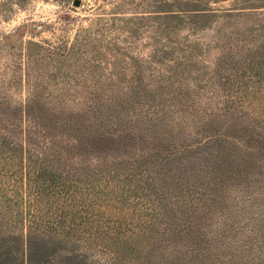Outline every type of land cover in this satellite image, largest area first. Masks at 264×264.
<instances>
[{
  "label": "rangeland",
  "instance_id": "1",
  "mask_svg": "<svg viewBox=\"0 0 264 264\" xmlns=\"http://www.w3.org/2000/svg\"><path fill=\"white\" fill-rule=\"evenodd\" d=\"M74 1L0 0V264H264V150L213 115L264 41V5ZM216 131L244 167L219 143L197 154ZM182 145L156 185L154 154ZM75 180L96 193L71 197ZM77 199L90 221L49 228Z\"/></svg>",
  "mask_w": 264,
  "mask_h": 264
},
{
  "label": "trees",
  "instance_id": "2",
  "mask_svg": "<svg viewBox=\"0 0 264 264\" xmlns=\"http://www.w3.org/2000/svg\"><path fill=\"white\" fill-rule=\"evenodd\" d=\"M249 1L250 0H248L247 2H249ZM249 3L251 4V2H249ZM254 3L256 5H264V0H255ZM258 8H262V7H258ZM258 8H238V9L242 10V11H239L241 13L244 11H246V13H253V11H256V9H258ZM260 30H264V28H260ZM258 36H260V35H258ZM229 57L231 59H234L231 56H229ZM242 61L243 62L240 63V67H241V69H240L241 75L240 76L245 77L246 79H244V81H239L237 83V85L233 82H231V84H229V86L225 92L234 94L236 96L235 99L229 98L228 100H223L222 103L218 104V110L214 109L215 112L213 115H214V117H217L220 120L222 119V124L224 125V126H222L223 128L234 127L235 130L240 129L241 131H244V132L252 131V132H250L251 134H253V133L255 134V132H257L256 133L257 145H255V146H257V152L260 153L264 150V117L261 119H256L253 116L252 110H255L256 114H258V113L264 114V41H262L260 43V45L255 47V49L253 50L252 57L246 56V58H244ZM215 73H216L215 74L216 77H219L218 86L222 87V85L223 86L228 85V80L221 76V74H220L221 72H219L217 70ZM261 102H263V103H261ZM138 105H139V103H136V105L134 106V109H136L137 112H140V111H138L139 110V108L137 107ZM196 110H197V108L195 107L192 112L197 113ZM136 123L137 122H133V124H136ZM204 132H207V131H204ZM216 132H217L216 134L210 135L211 136L210 139L213 138L212 139L214 142L213 145H210L212 142H211V140H209L205 144L199 145L200 151L197 153V151L195 149V152L200 157H202L204 155V153L209 151L208 150L209 148L210 149L215 148L219 143V145H218L219 149L222 150L223 153H226V151L230 152V156H231L233 165L234 166H236V165L242 166L243 163L245 162V160H244L245 158L242 159L243 157L241 158V156H238L237 152L234 151L231 148V146H229V145H231L229 138H224L223 142H219V136L217 134L220 135L221 131H216ZM207 139H209V137H207ZM251 144H252V141H251V143H249L248 147H245V150L249 151L251 148H254V147H251L252 146ZM197 145H198V143H197ZM193 148H194L193 145H182L179 147V149L174 147L172 149V151L170 150L167 153H164L163 155H159L158 153L154 154V156H155L154 162H156V163H155V165H153V167H154L153 169H157V173H156L157 183H156V185L158 184L159 175L161 176L162 174H164V172L169 173V171H170V169H169L170 160L173 159L174 157H178V155H179V159H181V157H182V155H184V153L190 152ZM205 155H208V153ZM249 158H251V157H249ZM249 158L247 157L246 159H249ZM229 161L225 160V159L221 160V161L219 160V163L217 165H215L214 162L212 163V165L215 167V169L217 171H219L221 173L220 168L226 170V166L230 165ZM148 164H149V159L141 161V163L138 164L137 166L147 168ZM244 165H243V167H244ZM229 169H231V168H228L227 170L229 171ZM131 174H132V176L135 175L133 171L131 172ZM37 177H38V175H37ZM161 177H163V176H161ZM52 178H55V175H52ZM136 181H138V180H136ZM51 182L53 184H57L56 181H51ZM75 182L78 186H80V189H79V187L75 186V195L74 196L71 195V197H75L76 195H80L82 197L83 193L86 192V189H84V188H91L92 192H95V193L97 191V190H95L96 187H94V185L93 186L86 185L85 187H81V180H75ZM35 187H36V193H41L43 191L42 189H40L42 187L41 182L35 183ZM136 188H137L136 189L137 191L142 192L144 189H147L148 187H144V186L142 187L141 184H139ZM61 189L64 190V187L61 186ZM65 190L63 192H65ZM55 193L62 194V190H58ZM58 194H56L55 196L59 197V196H57ZM62 195L64 196V194H62ZM60 199H62V201H65L64 198H60ZM78 203H79V206H81V207H80V210L77 212H72V210L60 212L59 209H57V211H59L60 215L57 217L58 218L57 220H54L53 222L49 221V223H50L49 228L51 226L54 230H57V226L58 227L61 226V228L64 229L66 223L68 222V227H67L68 231L67 232H70V231H74L76 229V226H77L76 220L77 219L79 221H85L86 223L88 221H90V218L88 216L83 215V211L87 210L88 205L85 204L86 202L82 203V200H80V201L78 200ZM67 217L70 218L69 221H68ZM61 218H63V219H61ZM37 256H40V258L45 257V256L40 255V254H38Z\"/></svg>",
  "mask_w": 264,
  "mask_h": 264
},
{
  "label": "water",
  "instance_id": "3",
  "mask_svg": "<svg viewBox=\"0 0 264 264\" xmlns=\"http://www.w3.org/2000/svg\"><path fill=\"white\" fill-rule=\"evenodd\" d=\"M80 5V1L79 0H75L73 3L74 7H78Z\"/></svg>",
  "mask_w": 264,
  "mask_h": 264
}]
</instances>
